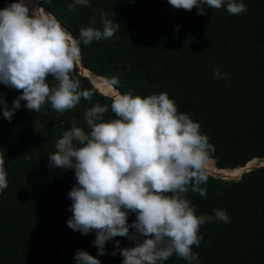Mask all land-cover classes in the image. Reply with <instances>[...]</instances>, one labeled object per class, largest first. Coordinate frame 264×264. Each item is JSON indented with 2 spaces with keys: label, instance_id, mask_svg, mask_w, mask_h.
<instances>
[{
  "label": "trees",
  "instance_id": "obj_1",
  "mask_svg": "<svg viewBox=\"0 0 264 264\" xmlns=\"http://www.w3.org/2000/svg\"><path fill=\"white\" fill-rule=\"evenodd\" d=\"M76 39L81 28L102 30L107 13L120 28L113 37L80 43L81 64L108 81L116 77L121 93L146 97L167 93L179 111L198 122L215 151L210 158L221 169L264 158V0H242L246 11L226 7L199 15L176 9L168 0H90L68 11L71 0H36ZM10 0H0V8ZM219 69L221 77L214 71ZM227 73V79L224 75ZM82 89L93 88L77 67ZM50 84L55 82L49 78ZM97 92L59 114L50 105L30 112L21 101L11 121L0 109V157L5 159L8 187L0 193V264H77L78 250L97 256L100 264H122L119 247L133 245L116 237L99 255L95 232L83 235L67 225L72 213L68 192L77 183L74 170L50 167L48 154L73 120L84 127L86 108L110 100ZM7 106L21 93L0 83ZM106 119L113 118L110 109ZM206 197L187 193L196 214L213 217L201 226L199 259L193 264H264V166L237 179L209 176ZM225 211L227 223L215 218ZM130 213L128 223L135 220ZM130 231H133L130 229ZM116 251V255H113ZM164 264H188L175 255Z\"/></svg>",
  "mask_w": 264,
  "mask_h": 264
},
{
  "label": "clouds",
  "instance_id": "obj_2",
  "mask_svg": "<svg viewBox=\"0 0 264 264\" xmlns=\"http://www.w3.org/2000/svg\"><path fill=\"white\" fill-rule=\"evenodd\" d=\"M52 3V0H44ZM185 11L226 7L229 14L246 11L242 0H168ZM78 5L90 6V0H71L68 11ZM102 30L91 25L81 28L74 38L42 5L29 0H10L0 8V83L21 94L9 108L0 93V109L11 121L25 101L30 112L43 106L64 114L83 98L91 101L97 90L82 89L74 73L81 63L80 43L109 39L120 28L107 13ZM227 79L228 74H223ZM221 77L219 69L214 71ZM49 78L55 83L50 84ZM119 80L108 81L109 92L101 93L110 104L99 102L86 108L84 127L73 120L48 154L50 167L74 170L76 184L68 192L72 215L67 225L83 235L95 232L92 242L99 255L116 237H126L132 246L116 247L122 264H164L176 256L188 264L198 261L193 246H199L202 225L213 219L197 215L187 193L206 197L202 187L210 176V154L215 151L200 125L179 111L167 93L146 97L121 94ZM113 118L106 119L109 111ZM5 159L0 157V193L8 187ZM215 218L227 223L228 214L215 209ZM130 213L135 220L128 223ZM132 229L133 231H130ZM116 255V251H113ZM77 264H100L97 256L84 250L75 254Z\"/></svg>",
  "mask_w": 264,
  "mask_h": 264
},
{
  "label": "bare ground",
  "instance_id": "obj_3",
  "mask_svg": "<svg viewBox=\"0 0 264 264\" xmlns=\"http://www.w3.org/2000/svg\"><path fill=\"white\" fill-rule=\"evenodd\" d=\"M30 4H33V6H38V3L36 2V0H29ZM48 12V11H47ZM82 72L84 74H87L90 79L93 81V83L95 84V86L102 92L106 93L109 92V85H108V81L104 78V77H99L96 76L95 74L91 73L90 71L87 70H82ZM259 163H264V158L263 159H258V158H253L252 160L248 161L247 164L245 166H239L236 167L234 169H222V170H218L216 168V166L213 164V162L210 160V173L213 175H218V176H222L225 178L228 177H236L239 176L241 174V172H243L245 169L252 167L256 164Z\"/></svg>",
  "mask_w": 264,
  "mask_h": 264
},
{
  "label": "water",
  "instance_id": "obj_4",
  "mask_svg": "<svg viewBox=\"0 0 264 264\" xmlns=\"http://www.w3.org/2000/svg\"><path fill=\"white\" fill-rule=\"evenodd\" d=\"M37 2V1H36ZM38 3V2H37ZM38 5H39V3H38ZM78 69H79V72L83 75V76H85L86 78H88L89 79V81L93 84V86L94 87H96L95 86V84L93 83V81L90 79V77L87 75V74H84L83 72H82V70H87V71H89L87 68H85V67H83L82 66V64L80 63L79 64V66H78ZM91 72V71H90ZM92 73V72H91ZM96 76H99V75H96ZM99 77H103V76H99ZM105 78V77H104ZM106 79V78H105ZM107 80V79H106ZM108 81V80H107ZM97 88V87H96ZM98 89V88H97ZM117 90V89H116ZM98 91L99 92H101V93H104V92H102V91H100L99 89H98ZM118 91V90H117ZM120 92V91H119ZM121 93V92H120ZM121 94H123V93H121ZM261 159H263V158H260V160ZM210 160L213 162V164L216 166V164H215V162L210 158ZM247 164V163H246ZM246 164H244L243 166H245ZM259 166H264V163H259V164H256V165H254V166H252V167H249V168H247V169H245L243 172H241V174L239 175V176H236V177H228V178H225V177H222V176H218V175H214V176H217V177H220V178H223V179H237V178H239L241 175H242V173H244V172H246V171H249V170H251V169H253V168H256V167H259ZM216 168L218 169V170H222L221 168H218L217 166H216ZM211 174V173H210ZM211 175H213V174H211Z\"/></svg>",
  "mask_w": 264,
  "mask_h": 264
}]
</instances>
